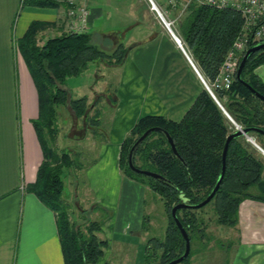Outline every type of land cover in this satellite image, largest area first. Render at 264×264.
<instances>
[{"label":"trees","instance_id":"obj_1","mask_svg":"<svg viewBox=\"0 0 264 264\" xmlns=\"http://www.w3.org/2000/svg\"><path fill=\"white\" fill-rule=\"evenodd\" d=\"M67 1L30 0L26 4L42 8H68ZM243 23V16L236 10L197 4H192L180 21V37L209 81L217 78ZM49 26L51 24L33 23L18 42L20 53L39 95L40 115L34 121V127L44 154L37 180L28 187V191L36 195L57 216L64 264H98L108 248V241L100 237L102 224L90 222L85 230L76 226L70 219L69 206L64 200V171L74 166V160L70 153H60L54 148L57 137V108L69 106L76 118L84 119L86 132L91 130L97 136L103 127L101 110L97 108L100 100L95 101L90 110L86 96L70 98L66 90L67 81L84 74L92 63L106 61L111 65H122L129 50L119 45L113 53H107L92 43L88 32L62 33L40 43V32ZM262 65L264 49L249 57L241 78L236 76L229 90H219L215 95L238 125L251 130L249 137L264 150V145L259 142L264 134L254 131L264 132V102L249 88L250 86L256 93L264 96V81L255 73ZM106 98L113 106L116 105L115 98L111 99L109 95ZM153 128L160 131L152 132L136 148L133 165L138 169L159 174L164 180L138 174L129 164L135 143L146 131ZM235 132V127L218 103L203 90L182 121L176 122L158 115L145 116L123 141L120 153V169L123 175L149 187L159 195L169 216L164 239L152 238L147 243L146 264L153 261L168 264L183 256L185 242L171 211L182 202L193 206L208 198L222 173L223 154L228 137ZM166 134L173 139L178 156L174 154ZM102 138L103 142L107 141L104 135ZM263 176L262 154L247 138L233 139L227 153L225 176L216 195L208 204L213 205L218 225L236 229L240 207L245 200L264 202ZM205 207L183 208L177 213L191 242L190 255L181 264H191L194 255L193 241L207 236L208 225L199 215ZM104 212L108 218L109 211L104 209ZM142 229H145L144 224Z\"/></svg>","mask_w":264,"mask_h":264},{"label":"crops","instance_id":"obj_2","mask_svg":"<svg viewBox=\"0 0 264 264\" xmlns=\"http://www.w3.org/2000/svg\"><path fill=\"white\" fill-rule=\"evenodd\" d=\"M28 1L0 0V264H64L57 216L28 191L44 154L34 127L39 95L18 42L35 22L51 24L40 32V43L51 30L58 36L69 32L67 8L36 7ZM80 1L90 11L92 43L108 53L119 45L129 50L125 62L113 66L117 103L109 116V141L101 144L91 174L93 187L102 192L97 204L111 212L100 237L110 252L111 244L135 248L141 242L134 250L142 264L147 234H142L143 199L151 190L122 175L121 145L145 116L182 121L205 87L148 0ZM154 1L171 12L168 0ZM256 73L264 81V65ZM248 142L264 158L262 148ZM235 232L240 245L232 264H264V202L241 204Z\"/></svg>","mask_w":264,"mask_h":264},{"label":"rangeland","instance_id":"obj_3","mask_svg":"<svg viewBox=\"0 0 264 264\" xmlns=\"http://www.w3.org/2000/svg\"><path fill=\"white\" fill-rule=\"evenodd\" d=\"M148 3L150 4L149 1ZM168 9L171 12H166L163 8H160L166 20L173 23L174 31L180 35L179 23L185 15L182 13V6L178 5L173 7L168 5ZM156 17L158 19L157 14ZM159 22L162 24L160 20ZM54 35L58 36L59 34L51 30L42 37V42L46 37L50 38ZM185 47L193 57L186 44ZM110 53H113V51ZM193 59L198 67H200L194 57ZM113 66L114 65L106 61L92 63L89 70L84 74L79 77L70 78L67 81L66 90H68L70 98L76 99L86 96L88 98V107L90 110L94 102L100 100L98 101L97 108L101 110L103 127L99 130L97 136L92 134L91 130L86 132L84 119L76 118L69 106L57 108V137L54 148L60 153L62 151L70 153L74 160V166L64 171V200L69 206L71 221L76 226H80L83 230H85L90 222H99L103 224L111 217V212H109L110 215L106 218L107 214L104 212V207L101 204H97V201L101 198L102 192L98 190V186L93 187V174H91V171L98 161L97 154L99 148L102 143H105L102 141L103 135L107 137L106 142L109 141L108 124L109 116L113 111V105L107 98L105 99V96L109 95L111 99L115 98L118 77ZM102 96L104 97L101 98ZM231 124L234 126L232 122ZM259 142L264 145V137L261 136ZM143 205L145 209V223H143L145 229H142V234L147 233L145 235V243L147 246L148 241L152 238L164 239L169 216L163 200L159 195L152 192V190L151 193H146L143 199ZM199 215L208 225L206 231L207 236L202 238V240L193 241L192 251L194 255L190 261L191 264H232L236 250L240 245L237 233L235 232L236 229L218 225L213 205L206 206L199 212ZM141 244V242L135 244V248ZM110 247L112 253L110 252V248H106L105 256L98 264H139L137 258L138 253L134 250L135 248L122 247L116 243L111 244ZM160 253L161 251H159V254ZM142 264H146L145 258H143ZM151 264H159V262L153 261Z\"/></svg>","mask_w":264,"mask_h":264},{"label":"built area","instance_id":"obj_4","mask_svg":"<svg viewBox=\"0 0 264 264\" xmlns=\"http://www.w3.org/2000/svg\"><path fill=\"white\" fill-rule=\"evenodd\" d=\"M158 19L176 42L191 67L200 78L205 90L218 103L228 119L234 124L236 131H242L243 128L238 125L232 117L225 111L223 106L216 98V92L219 90H229L236 79L240 66V61L245 53L253 46L264 43V0H184L182 4V13H186L192 4L209 6L217 9L231 8L239 12L244 19L243 27L228 51L225 60L221 66L220 72L214 81H209L201 72L193 57L188 52L180 35L174 31L173 23L166 20L163 12L154 0H148ZM180 0H168V4L176 7ZM67 18L69 32L87 33L89 31L90 11L85 3L80 0L67 1ZM252 141L251 138H247ZM258 147V146H257ZM259 148V147H258ZM260 149V148H259ZM264 154V151L260 149Z\"/></svg>","mask_w":264,"mask_h":264},{"label":"water","instance_id":"obj_5","mask_svg":"<svg viewBox=\"0 0 264 264\" xmlns=\"http://www.w3.org/2000/svg\"><path fill=\"white\" fill-rule=\"evenodd\" d=\"M264 49V43L262 44H258L256 46H253L251 47L244 55L243 59H242V62L239 66V69H238V72H237V78L240 79L241 78V74L244 70V67L249 59V57ZM250 90L255 93L263 102H264V96L258 94L255 92V90H253L250 86H249ZM154 131H160V129L158 128H153V129H149L148 131H146L138 140L137 142L135 143L133 149H132V152L130 154V157H129V164H130V167L132 168V170H134L136 173L138 174H142V175H146L148 177H152V178H155V179H158V180H164V178L159 175V174H156L154 172H149V171H146V170H141V169H138L136 168L134 165H133V153L134 151L136 150V148L145 141V139ZM251 130L249 129H243L242 131H236L234 134L230 135L228 137V140H227V143H226V146H225V150H224V154H223V167H222V173H221V176H220V179L216 185V187L214 188V190L212 191V193L208 196V198L206 200H204L202 203L198 204V205H188L186 202H182L178 205H176L175 207H173L172 211H171V215H172V218L174 220V222L176 223V225L178 226L181 234H182V237L184 239V242H185V253L183 254V256H181L180 258L176 259V260H173L172 262L168 263V264H181L185 259L188 258V256L190 255V251H191V242H190V238L188 236V233L186 232V230L184 229V227L182 226L181 222L179 221L178 219V211L183 209V208H192V209H201L203 207H205L206 205H208L211 200L214 198V196L216 195L217 191L219 190L220 186H221V183L223 181V178L225 176V173H226V169H227V153H228V149H229V145H230V142L235 139V138H239V137H246V138H250L249 137V133H250ZM255 132H261L264 134L263 131L261 130H254ZM167 136V139L169 141V144L171 145V148L174 152V154L176 156H178V153H177V150H176V147H175V144H174V141L173 139L168 135L166 134Z\"/></svg>","mask_w":264,"mask_h":264}]
</instances>
